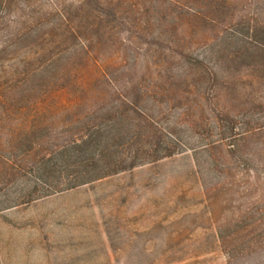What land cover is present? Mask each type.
I'll return each instance as SVG.
<instances>
[{
    "label": "rangeland",
    "instance_id": "374dc122",
    "mask_svg": "<svg viewBox=\"0 0 264 264\" xmlns=\"http://www.w3.org/2000/svg\"><path fill=\"white\" fill-rule=\"evenodd\" d=\"M86 1L92 9L107 12L101 18L115 26L118 49L110 57L99 56L97 63L92 56L86 58L77 67L80 90L54 84L49 90L53 97L50 109L42 102H33L23 110L38 114L33 120V135L50 142L65 135L64 113L87 109L88 104L106 98L107 89L95 80L103 62H119L127 56L130 63L135 54L140 58L144 54V49L127 47V30L135 33L147 20L153 25L166 23L168 18L154 13L157 8L175 10L178 2H190L0 0V90L16 85L17 73L23 69L21 60H32L42 52L47 57L61 48L58 8L75 10ZM225 1L226 16L204 34H190L187 22L177 27L184 39L181 42L186 44L172 53L167 72L183 96L172 104L201 102L198 93L203 91L209 104L211 94L220 91L225 82L234 83L237 102L251 92L254 104L234 117L223 113L215 118L206 111L202 122L190 117L198 121L192 127L175 123L177 108L166 112L163 124L171 126L187 146L168 150L171 154L159 159L29 199L27 194L41 191L40 181L27 169L17 168L12 158L16 150L7 140L10 132L25 128L29 122L0 118V264H264V69L252 67L255 61L248 57L227 62L218 51L247 45L243 34L251 30L264 41V0ZM242 18L249 21L240 22ZM234 22H238L234 28L241 34L227 30L213 38ZM24 28L28 33L16 38ZM145 40L150 38L144 37L138 46L143 47ZM190 42L194 47L191 53ZM160 43L162 51L169 54L168 43ZM62 57L53 66L58 75ZM255 59L261 60V54ZM190 66L205 75L192 93V83L196 84L192 77L197 75L190 74ZM162 73L165 86L169 81ZM163 105L166 108L165 98ZM2 110L0 106V115ZM231 128H236L233 132L252 131L233 137ZM162 139L174 144L167 136ZM205 143L209 144L198 147ZM44 144L46 149H40L48 150L47 142Z\"/></svg>",
    "mask_w": 264,
    "mask_h": 264
},
{
    "label": "trees",
    "instance_id": "16d2710c",
    "mask_svg": "<svg viewBox=\"0 0 264 264\" xmlns=\"http://www.w3.org/2000/svg\"><path fill=\"white\" fill-rule=\"evenodd\" d=\"M225 3V0H190L181 4L178 2L175 10L157 8L154 12L162 19L168 18V22L153 25L147 20L138 28L134 25L137 32L127 30V47L131 50H134V47L144 49V54L141 58L135 54L130 63L127 56L120 58L119 62L109 59L103 62L95 80L107 89L106 98L88 104L87 109L64 113L63 118L67 119L65 135L62 138H53L57 140L50 142L48 138L33 135V120L38 114H28L23 110L33 102H42L50 109L53 97L49 90L54 84L70 91L80 90L77 67L85 62L86 58L92 56L94 63H97L99 56L110 57V54L118 49V43L113 37L115 26L103 22L101 18L107 12L102 14L92 9L89 1L75 10L67 6L58 8L56 13L59 22L56 27L61 38L60 41H55L61 43V48L47 57L42 52L32 60H21L23 69L17 73L16 85L0 90V106L3 108L0 118L4 121L20 118L21 124L29 122L25 128L10 132L7 139L11 149L16 150L12 158L17 168L27 169L26 172L40 181L41 191L30 192L26 197L31 199L47 195L136 164L159 159L171 154L170 150L187 146L171 126L163 124L167 118L166 112L169 114L173 108L178 110L175 123H186L191 127L194 126L193 122H198L196 120L202 122L207 118L206 111L218 118V115L223 113L232 114L234 117L238 115L237 112L247 109L254 102L251 92H247L243 101L237 102L236 87L230 82L221 84V90L211 94L213 101L209 104L205 91L198 93L201 102L179 101L172 104L174 99L183 96L180 90H177L173 76L167 72L172 65V53L184 49L186 44L181 42L184 39L176 32L177 27L187 22L190 23V34H204L226 16ZM245 20L249 21L242 18L240 22ZM237 24L238 22H234L232 26L225 25L222 32H216L213 38L221 36L227 30H231L233 34H241L234 28ZM19 33L16 36L18 39L26 35L28 30L24 28ZM52 34L56 35L55 31ZM243 36L247 45L226 48V52L218 51L225 56L227 62L236 63L248 57L255 61L250 64L252 67L262 66L264 69V41L256 38L253 30ZM144 37L150 40H145L143 47H139L137 42L144 40ZM162 41L168 43L169 54L160 48ZM191 43L190 53L194 48ZM257 54H261V60L255 59ZM59 56H63L64 62L58 75L56 67L53 66ZM193 70L194 66H190V74L197 75L192 77L196 84L192 83L194 87L190 93L195 92L198 81L205 77L204 73ZM162 72L169 81L165 86L161 82ZM204 72L208 74L206 70ZM164 98L167 101L166 108L163 105ZM190 117L196 120H190ZM22 129L28 133H23ZM235 129L230 130L233 137L252 131L247 128L241 132H233ZM163 136H167L174 144L165 143ZM44 141L47 142V147L49 146L48 150L40 149H46ZM207 144L209 143L198 147Z\"/></svg>",
    "mask_w": 264,
    "mask_h": 264
}]
</instances>
